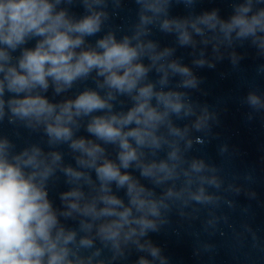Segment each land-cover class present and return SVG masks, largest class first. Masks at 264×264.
Returning a JSON list of instances; mask_svg holds the SVG:
<instances>
[{"label":"clouds","instance_id":"clouds-1","mask_svg":"<svg viewBox=\"0 0 264 264\" xmlns=\"http://www.w3.org/2000/svg\"><path fill=\"white\" fill-rule=\"evenodd\" d=\"M131 2L121 16L126 0H0V264H172L151 234L174 216L196 257L225 226L264 251L232 221L235 197H256L253 171L226 169L238 150L193 155L221 125L219 104L194 98L208 95L196 70L239 71L247 49L264 60V0H226V16L202 0ZM239 103L264 120L255 83Z\"/></svg>","mask_w":264,"mask_h":264},{"label":"water","instance_id":"water-1","mask_svg":"<svg viewBox=\"0 0 264 264\" xmlns=\"http://www.w3.org/2000/svg\"><path fill=\"white\" fill-rule=\"evenodd\" d=\"M134 7L131 0H126L121 16L131 15ZM213 7L219 8L221 14L225 16L230 11L226 0H202L197 10ZM77 11H82V9H77ZM172 14L182 15L184 10L182 7H174ZM155 38L159 39L162 44H168L173 39L161 33H157ZM189 51L178 49L177 56L183 57L185 63H190ZM238 51L245 50L238 49ZM246 51L247 55L241 62L239 71L234 72L227 59L218 63L215 69L196 70L197 75L204 79L202 88L207 91L208 95L202 96L199 92H195L193 93L194 98L210 105L219 104L221 125L215 129L219 137L204 146H197L193 155H203L210 161L220 163L221 157L217 152L220 143L227 142L230 147L238 150V154L233 157L231 163H226V169L239 173L253 171L255 183L249 187L256 192V197L250 199L244 193L235 197L237 209L231 214L232 221L237 226V231H240L241 223H248L256 231L261 243H264V120L258 117L250 123L247 122L245 120L247 109L239 103V98L246 94L250 83H255L260 90L264 91V78L255 75L257 64L264 63V60L256 58L252 49ZM222 73L225 75L222 76ZM89 86H91L90 81ZM78 87H83V85ZM81 134H84L83 131ZM64 187L60 184L50 193L56 203H59L56 198L57 192L63 190ZM243 207L249 209L247 214L241 213L240 209ZM176 220L174 216L171 228L151 234V239L164 249L165 254L171 258L172 264H264V251L251 246L250 236L241 244L227 226L223 228V236L217 234L211 238L217 245L215 253L196 257L193 254L192 236L188 234L185 226L176 223ZM195 227L198 228L199 224L197 223ZM177 232L179 235L176 234ZM132 259H135V256Z\"/></svg>","mask_w":264,"mask_h":264}]
</instances>
